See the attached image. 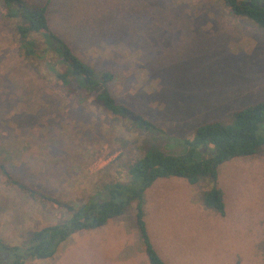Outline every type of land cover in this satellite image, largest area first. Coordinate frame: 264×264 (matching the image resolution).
Instances as JSON below:
<instances>
[{"label":"rangeland","instance_id":"rangeland-1","mask_svg":"<svg viewBox=\"0 0 264 264\" xmlns=\"http://www.w3.org/2000/svg\"><path fill=\"white\" fill-rule=\"evenodd\" d=\"M45 17L77 58L112 74V99L156 131L112 117L92 96L80 103L69 95L39 35H28L37 55L20 53V21L4 18L0 0V242L8 247L63 221L66 205L127 182V167L145 151L178 154L171 138H190L198 125L226 122L264 99V31L222 0H49ZM216 171L222 216L201 205L208 181L158 179L143 192L145 231L163 264H264V147ZM135 205L100 230L70 235L50 258L23 264H149Z\"/></svg>","mask_w":264,"mask_h":264},{"label":"trees","instance_id":"trees-1","mask_svg":"<svg viewBox=\"0 0 264 264\" xmlns=\"http://www.w3.org/2000/svg\"><path fill=\"white\" fill-rule=\"evenodd\" d=\"M228 12L250 21L264 31V0H222ZM49 0L40 6H27L23 0H1L4 18L19 19L15 26L18 50L24 57L37 55L34 41L28 35H39L43 44L57 56L61 67L49 66L54 78L73 98L82 103L84 96H92L94 103L112 117L126 118L133 114L127 107L116 103L108 91L112 80L109 72H96L77 58L48 28L45 12ZM54 46V49H53ZM134 115V114H133ZM226 122L214 119L194 128L190 138L173 140L170 148L181 147L177 155L149 149L127 167L128 180L113 182L78 206L66 205L67 217L60 223L43 227L29 234L24 246L8 247L0 242V264H23L26 260L50 258L58 244L74 233L103 227L110 219L120 217L132 202L135 205V226L139 241L149 264H163L152 249L143 223L142 194L158 179L177 178L188 185L208 181L211 187L201 193L204 209L223 215V198L215 186L217 167L236 158L252 156L264 147V99L235 109L226 114ZM148 133L156 128L138 116L132 123ZM166 143L167 142L166 139ZM168 146H166L167 148ZM3 174H6L3 172ZM7 257V260H4Z\"/></svg>","mask_w":264,"mask_h":264},{"label":"water","instance_id":"water-1","mask_svg":"<svg viewBox=\"0 0 264 264\" xmlns=\"http://www.w3.org/2000/svg\"><path fill=\"white\" fill-rule=\"evenodd\" d=\"M249 0L246 1V3H248ZM54 49V46H53ZM126 118L129 119L132 122H137L138 121V116L133 115V114H126ZM164 154H169V155H177V154H172V153H164ZM179 154V153H178Z\"/></svg>","mask_w":264,"mask_h":264},{"label":"crops","instance_id":"crops-1","mask_svg":"<svg viewBox=\"0 0 264 264\" xmlns=\"http://www.w3.org/2000/svg\"><path fill=\"white\" fill-rule=\"evenodd\" d=\"M100 229H101V228H99V230H100ZM96 230H97V229H96ZM96 230H91V231L93 232V231H96ZM91 231H90V232H91Z\"/></svg>","mask_w":264,"mask_h":264}]
</instances>
